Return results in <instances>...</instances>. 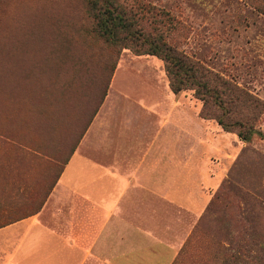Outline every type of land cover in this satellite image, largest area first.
<instances>
[{
  "label": "rangeland",
  "instance_id": "rangeland-1",
  "mask_svg": "<svg viewBox=\"0 0 264 264\" xmlns=\"http://www.w3.org/2000/svg\"><path fill=\"white\" fill-rule=\"evenodd\" d=\"M129 1L146 31L248 91L250 104L231 115L264 133V0ZM105 98L107 134L99 147L93 129L87 146L132 160L113 171L169 177L157 182L171 190L155 196L157 237L174 242L193 225L170 264H237L236 244L249 248L247 264H264V137L242 141L202 118L193 90L171 91L161 58L95 33L87 0H0V204L4 177L46 174L34 152L55 181ZM128 140L133 149H118ZM20 216L0 213V225ZM9 249L0 236V264Z\"/></svg>",
  "mask_w": 264,
  "mask_h": 264
},
{
  "label": "crops",
  "instance_id": "crops-1",
  "mask_svg": "<svg viewBox=\"0 0 264 264\" xmlns=\"http://www.w3.org/2000/svg\"><path fill=\"white\" fill-rule=\"evenodd\" d=\"M109 110L105 98L52 184L55 168L40 159L39 152L34 157L46 174L31 180L26 175L4 177L12 184L3 187L7 197L0 213L23 215L0 225L3 245L10 246L4 254L7 264H170L177 255L193 225L171 242L156 236L154 223L155 196L170 197L171 191L168 183L163 187L158 183L169 177H150L155 171L143 175L113 171V163L132 160L122 158V152L113 157L100 153L96 158L87 146L93 129L99 130V147L103 144ZM117 145L127 151L136 143L118 141ZM82 147L87 148L86 156L80 157ZM24 181L37 186L24 185ZM197 209L191 211L194 219L200 215ZM49 215L51 226L45 222Z\"/></svg>",
  "mask_w": 264,
  "mask_h": 264
},
{
  "label": "trees",
  "instance_id": "trees-1",
  "mask_svg": "<svg viewBox=\"0 0 264 264\" xmlns=\"http://www.w3.org/2000/svg\"><path fill=\"white\" fill-rule=\"evenodd\" d=\"M87 11L95 33L106 43L120 50L128 48L136 55L161 58L171 91L193 90V95L203 102L199 113L202 118L216 120L224 131L235 132L242 141H250L254 135L264 137V133L246 124L242 117L231 115V107L250 104V93L178 52L161 35L146 31L129 0H87ZM208 104L216 106L220 114H209L206 111ZM203 218L200 217L199 222ZM235 250L239 253V256L235 254L237 264H245L251 257L247 245L236 244Z\"/></svg>",
  "mask_w": 264,
  "mask_h": 264
}]
</instances>
